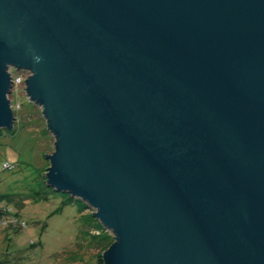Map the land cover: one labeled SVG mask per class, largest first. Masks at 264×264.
<instances>
[{
  "label": "water",
  "instance_id": "obj_1",
  "mask_svg": "<svg viewBox=\"0 0 264 264\" xmlns=\"http://www.w3.org/2000/svg\"><path fill=\"white\" fill-rule=\"evenodd\" d=\"M56 137L49 188L114 233L105 264H264V0H0Z\"/></svg>",
  "mask_w": 264,
  "mask_h": 264
},
{
  "label": "rangeland",
  "instance_id": "obj_2",
  "mask_svg": "<svg viewBox=\"0 0 264 264\" xmlns=\"http://www.w3.org/2000/svg\"><path fill=\"white\" fill-rule=\"evenodd\" d=\"M9 98L16 119L13 131L0 130V208L9 209L7 224L0 222V264H104L100 255L115 243L114 233L85 202L46 184L56 137L43 108L28 99L24 86ZM15 216L26 227H14Z\"/></svg>",
  "mask_w": 264,
  "mask_h": 264
},
{
  "label": "built area",
  "instance_id": "obj_3",
  "mask_svg": "<svg viewBox=\"0 0 264 264\" xmlns=\"http://www.w3.org/2000/svg\"><path fill=\"white\" fill-rule=\"evenodd\" d=\"M11 76H12V81H13V91L14 92L19 86H24L25 87V82L27 80V78L29 77L30 73H28L27 75H13L12 73V69L10 70ZM4 168L5 169H13V166L6 163L4 164ZM7 214L4 215L3 217H1L2 214ZM9 215V209L6 208H0V222H5V218ZM11 223L14 225V227L17 226V228L19 229H23L24 227H26V223H23L19 220V218H17L16 216L14 218L11 219Z\"/></svg>",
  "mask_w": 264,
  "mask_h": 264
},
{
  "label": "trees",
  "instance_id": "obj_4",
  "mask_svg": "<svg viewBox=\"0 0 264 264\" xmlns=\"http://www.w3.org/2000/svg\"><path fill=\"white\" fill-rule=\"evenodd\" d=\"M47 171V170H46ZM45 177V180H46V176H44ZM112 246V245H111ZM110 248V247H109ZM103 256L102 255H100V258H102ZM102 260H103V258H102ZM103 263L105 264V262H104V260H103Z\"/></svg>",
  "mask_w": 264,
  "mask_h": 264
}]
</instances>
